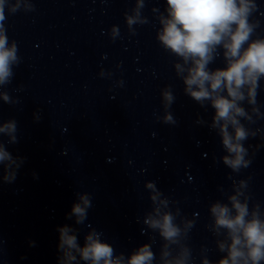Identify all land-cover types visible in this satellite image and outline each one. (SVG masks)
Returning <instances> with one entry per match:
<instances>
[{
	"label": "clouds",
	"instance_id": "obj_1",
	"mask_svg": "<svg viewBox=\"0 0 264 264\" xmlns=\"http://www.w3.org/2000/svg\"><path fill=\"white\" fill-rule=\"evenodd\" d=\"M167 4L170 18L163 21L164 28L159 39L172 52L182 57L185 63L191 60L192 67L188 69L185 77L187 91L197 101L211 99L216 110L214 119L224 122L221 124L223 143L230 152L236 153L235 159L225 157L224 162L237 168L243 162L240 154L244 149L238 143L232 142L233 138L229 135L227 126L229 122L236 125L235 117L244 115L243 109L236 104V101L244 98L242 86H254L258 77L264 75V40L249 43L241 51L251 32L246 19L249 11L247 0H167ZM3 18V0H0V20ZM5 43L6 38L0 35V82H4L9 76V61L15 58L14 49H6ZM217 45H222L225 49L227 66L209 71L206 66L213 59L211 54ZM224 91L227 96L222 94ZM251 94L252 88L249 89V95ZM14 130L13 123L0 128V132L11 133ZM244 137L243 128L237 127L235 139L239 141ZM6 160L11 161L12 158L0 147V162ZM11 178L13 177L10 175L4 177L6 181ZM232 204L236 210L234 216L226 205L217 204L212 207L216 224L228 230L232 241L228 246V257L222 259L220 264H240V258L245 256L242 248L247 249V255L253 264H258L264 259V222L256 218L246 221V206L238 203L234 197ZM90 206L87 195H81L80 203L72 205L71 214L76 217L77 223L86 219ZM150 223L152 227L160 228L166 239H172L178 233L170 215ZM58 231L59 248L64 250L66 258L64 264L76 259L72 254L73 249L80 253L82 259L91 261V264H121L119 259H112V247L102 242L97 234L87 235L81 248L77 244V237L71 234L72 229L64 226ZM224 247L223 244L220 245L222 251ZM151 259L152 253L145 245L131 255L127 264H149Z\"/></svg>",
	"mask_w": 264,
	"mask_h": 264
}]
</instances>
